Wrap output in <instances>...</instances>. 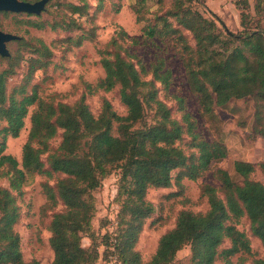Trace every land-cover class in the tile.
<instances>
[{"label": "trees", "instance_id": "obj_1", "mask_svg": "<svg viewBox=\"0 0 264 264\" xmlns=\"http://www.w3.org/2000/svg\"><path fill=\"white\" fill-rule=\"evenodd\" d=\"M82 1L81 5L58 3L69 21L54 22L50 28L82 29L66 13L85 15L88 4ZM205 1L171 0L163 13L155 14L153 21L142 28L143 37L157 39L164 50L173 49L180 56L187 84L202 115H212L216 107H223L232 99L253 96L259 104L255 131L264 138V30L259 24L252 30L248 28L252 17L259 14L264 17V0L234 1L242 29L239 32L230 31ZM101 6L99 0L96 9ZM23 22L37 29L45 27L43 21ZM184 31L191 35L193 45ZM116 34L121 40L136 41L123 28ZM94 35L91 28L65 41L78 47L84 40L92 41ZM14 41L19 47L4 57L9 64L0 71V168L6 167L8 176V186L0 187V264H41L35 259L24 262L20 238L14 230L19 218L16 197L21 195L26 173L62 175L54 186L42 185L45 209L51 210L58 203L64 207L54 212L49 222V245L53 251L50 264H96L98 240L107 242L110 234L93 226L96 213L93 195L114 166L119 168L114 199L119 209L113 237L121 264H170L184 246L190 247V264H215L217 259L232 264L231 257L235 254L243 256L242 259L250 257L252 264H264V256L254 259L249 238L236 227L245 216L251 234L264 248V184L251 177L255 169L251 162L233 163L239 181L233 180L227 170L213 166L226 157V148L220 141L205 140L199 135L196 120L187 111L182 97H176L181 119L171 117L166 104L157 97L156 83L166 93L171 85V71L165 67L163 57L147 67L127 49L122 53L121 44L112 38L98 50L104 76L95 88L110 91L117 86L126 114H117L110 102L103 99L99 113L94 115L83 96L73 104H54L39 95L37 85L27 92L35 71L44 70L51 61L52 52L41 39H36L38 46L28 58L22 81L7 93L6 79L20 63L22 49L29 48L21 36ZM148 75L150 78H146ZM30 106L33 107L30 128L18 161L4 153L5 142L7 137L19 135ZM147 108L155 114L150 123L145 120ZM59 130L60 143L48 153V168H44L41 155L48 151L49 140ZM183 134L190 139L188 148L194 149H189L188 154L179 146ZM261 167L264 171V165ZM174 170L179 193L183 178L196 180L210 170L218 185L206 184L202 190L208 203L205 212L179 211L175 225L160 236L155 252L144 263L134 246L145 220L153 212L146 194L149 188L169 187ZM84 237L89 240L86 246L82 244ZM224 240L229 244L221 248Z\"/></svg>", "mask_w": 264, "mask_h": 264}, {"label": "rangeland", "instance_id": "obj_2", "mask_svg": "<svg viewBox=\"0 0 264 264\" xmlns=\"http://www.w3.org/2000/svg\"><path fill=\"white\" fill-rule=\"evenodd\" d=\"M31 1V0H27ZM228 1V0H227ZM226 1V4L228 2ZM233 3L234 1L231 0ZM60 2H71L82 4V0H49L45 9L39 15L27 16L24 13L7 14L0 13V30L21 36L29 43V48L22 49V59L14 66V73L5 82L6 92L22 81L27 70L28 58L32 56L33 48L38 46L36 39H41L51 50L50 63L44 70H36L27 92L33 85H37L38 93L46 100L54 104L58 102L73 104L82 96L90 111L97 115L100 111L102 100L107 99L113 110L119 115L126 114L125 106L120 102L118 87L110 91L95 88L97 82L104 76L100 65L99 49L106 47L107 43L116 38L121 44L122 50L127 49L130 54L137 56L145 66L158 57L165 59L166 66L171 71V85L166 93L163 87L156 83L157 97L162 100L170 111L171 117L181 119L180 105L176 97H182L187 111L195 118L197 132L205 140H216L224 144L227 155L216 162L214 167H221L228 171L233 180H240L235 173L233 163L236 160L251 162L255 169L251 177L264 184V138L256 133L255 114L259 107L253 96L240 99H232L223 107H216L212 115L204 116L200 113L197 98L190 90L185 70L180 56L173 50H164L159 41L155 38L146 39L143 37L142 28L153 21L155 14L163 13L171 3V0H101L102 6L96 9L99 0H86L88 7L85 15L70 14L80 24L82 29L65 30L57 28L52 30L50 24L54 22L67 23L69 19L63 15ZM210 17V14L206 12ZM231 17H235L232 15ZM138 18H140L138 20ZM232 18V19H233ZM43 21L45 27L37 29L26 25L23 20ZM230 21V19H228ZM248 20V19H247ZM225 22V21H224ZM226 27L232 32H239L240 27L234 28L230 23L225 22ZM256 24L264 30V17L259 14L248 20V28L252 30ZM259 27V28H260ZM93 28L94 37L92 41L84 40L78 47L65 41L69 37H75L82 33V30ZM120 28L126 31L128 37L135 38V43L130 39H119L116 32ZM189 43L193 45L191 35L184 31ZM10 52L16 50L19 45L13 40L7 42ZM9 61L0 56V71L6 68ZM146 78H150L148 75ZM29 107L28 115L24 119V127L15 138L7 137L4 153L10 154L18 161L21 159L22 145L27 138L30 128L29 115L32 110ZM154 110L146 109L145 120L150 123L154 119ZM4 123H1V126ZM61 140L59 130L55 137L49 140V149L41 155L44 168H48L47 156L54 151ZM189 137L183 134L179 146L188 154ZM190 149V150H189ZM6 167L0 168V187L8 186V176L5 175ZM177 170L172 171V181L169 187L149 188L146 199L151 203L153 212L148 217L139 233L138 240L134 246L140 254L142 262H147L155 252L160 236L171 229L176 222L180 210L188 209L193 212H205L208 203L202 190L206 184L218 185L213 178L212 170L205 172L196 180L183 178L181 193L175 184ZM61 174H53L50 177L38 173H26L25 181L22 184L21 195L16 197L19 206V218L14 225V230L20 238V250L24 262L29 263L37 260L41 264H50L53 260V251L49 245V222L54 212L62 211L63 206L58 203L51 210L45 209V195L42 191L44 183L54 186ZM119 179V168L114 166L111 173L105 176L102 186L94 192L95 217L93 226L103 229L107 228L110 217L114 218L119 209L115 202L117 184ZM104 224V225H102ZM104 226V227H103ZM236 227L243 231L249 238L252 252L255 258L264 256V248L260 240L250 232L249 221L244 216L237 223ZM104 232V231H103ZM83 245H88L89 240L84 237ZM228 240H224L222 247L228 246ZM243 256L235 254L231 257L232 264H252L251 258L242 259ZM170 264H190V247L184 246L179 250ZM215 264H226L220 259Z\"/></svg>", "mask_w": 264, "mask_h": 264}, {"label": "water", "instance_id": "obj_3", "mask_svg": "<svg viewBox=\"0 0 264 264\" xmlns=\"http://www.w3.org/2000/svg\"><path fill=\"white\" fill-rule=\"evenodd\" d=\"M49 0H0V12L7 11L12 13H27L39 15ZM20 36L0 30V56L7 57L10 55L7 48V42L19 39Z\"/></svg>", "mask_w": 264, "mask_h": 264}, {"label": "built area", "instance_id": "obj_4", "mask_svg": "<svg viewBox=\"0 0 264 264\" xmlns=\"http://www.w3.org/2000/svg\"><path fill=\"white\" fill-rule=\"evenodd\" d=\"M117 224V218L110 217L108 220L107 228L102 230L104 232L107 231L110 236L107 242H104L102 239L98 240V260L96 264H121L118 253L115 249V239L113 237V231L117 227Z\"/></svg>", "mask_w": 264, "mask_h": 264}, {"label": "crops", "instance_id": "obj_5", "mask_svg": "<svg viewBox=\"0 0 264 264\" xmlns=\"http://www.w3.org/2000/svg\"><path fill=\"white\" fill-rule=\"evenodd\" d=\"M226 1L227 0H206L205 5L214 13L221 16L225 22L230 23V25H232L236 29L240 27L239 11L231 0L227 1L228 4H226ZM232 15H234L235 17H231ZM228 19H230V21Z\"/></svg>", "mask_w": 264, "mask_h": 264}]
</instances>
